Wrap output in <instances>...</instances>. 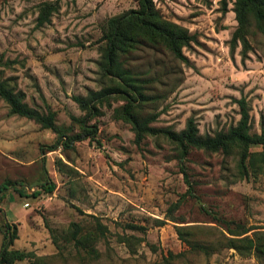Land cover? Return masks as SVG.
Masks as SVG:
<instances>
[{"label": "rangeland", "instance_id": "obj_1", "mask_svg": "<svg viewBox=\"0 0 264 264\" xmlns=\"http://www.w3.org/2000/svg\"><path fill=\"white\" fill-rule=\"evenodd\" d=\"M234 1L153 0L163 19L193 38L182 47L184 58L147 42L122 57L143 92L142 114L158 115L152 125L179 131L193 118L200 135L226 131L239 120L244 97L251 132L264 129V32L251 20L248 49L233 43ZM44 2L56 9L38 26ZM136 8L137 0H0V79L30 107L54 110L63 133L76 134L85 112L72 96L117 83L100 67L107 21ZM122 96L114 90L96 102L97 114L87 119L97 127L94 138L56 149V133L10 115L0 98V184L12 183L0 201V251L8 223L16 229L9 248L31 253L13 264H264L233 248L192 249L176 231L183 226L191 239L210 244L228 235L226 227L264 230V172L240 175L235 153L191 148L180 158L162 137L137 145L131 125L114 116ZM250 151L264 153V145ZM45 182L55 184L52 192L41 189ZM73 222L82 232L104 227L91 246L96 252L67 240Z\"/></svg>", "mask_w": 264, "mask_h": 264}, {"label": "trees", "instance_id": "obj_2", "mask_svg": "<svg viewBox=\"0 0 264 264\" xmlns=\"http://www.w3.org/2000/svg\"><path fill=\"white\" fill-rule=\"evenodd\" d=\"M138 8L130 9L119 16L110 18L108 28L101 35L105 42L100 67L105 77L117 81L114 87H109L96 92H90L87 97L72 96L73 100L85 112L82 118H77L79 131L74 135H67L56 125V112L47 106L45 112L30 107L24 101V93L15 91L9 86L7 80L0 79V98L7 104L8 113L26 117L38 123L42 128L50 129L57 135V139L51 149L58 145L69 146L73 141H80L86 138H94L97 133L96 125L88 124V117L97 114L96 102L105 100L108 93L112 91L123 92L125 103L114 109V116L117 119L129 123L134 132V142L140 145L146 136L162 137L175 144L179 150L180 158L185 157L191 148L205 151H220L225 155L235 153L237 155V169L240 175H257L264 172V153L252 152L253 145H264V129L260 132H251L250 116L247 101L244 97L237 100L239 105L240 118L235 125L230 126L226 131H216L213 134L200 135L193 118L186 121L185 127L179 131L170 126H154L151 123L157 118V114L143 115L140 110V103L143 99V92L135 83L132 74L124 67L122 57L134 49L136 45L147 42L149 44H162L176 57L184 58L182 47L188 45L192 40L187 29L162 18L155 8L153 0H137ZM225 5V0H223ZM56 6L53 3L44 2L40 5L37 25H42L49 20V16ZM234 12L238 23L232 34V41L239 40L243 49L249 46L246 37L248 27L253 20L256 27L264 32V0H235ZM128 87L133 90L129 91ZM74 118V117H73ZM58 164H64L61 160ZM62 171L61 167H58ZM181 172L186 175L181 167ZM186 182L188 183L187 179ZM12 185L10 182L0 184V201L6 196V190ZM54 183H42L41 189L45 192H52ZM13 189L21 196H29L24 189ZM191 191V187L187 189ZM40 189L33 191L32 196L39 195ZM162 223V222H161ZM4 241L0 251V264H13L15 261L23 260L31 253L10 249L9 246L16 238V229L5 223ZM100 223H97L95 230L82 232L77 223H71L67 232V240L75 246L88 251L89 254L96 252L91 249L92 244L98 238V233H103ZM183 226H176L180 239L192 248L208 252V249L233 248L239 255H254L258 259L264 258V230H256L254 227L236 225V228L226 227L228 235L222 234L219 240L210 244L195 241L192 234L184 233ZM253 230L250 234L248 232ZM98 232V233H97ZM190 236V237H189ZM214 246V249H213Z\"/></svg>", "mask_w": 264, "mask_h": 264}]
</instances>
